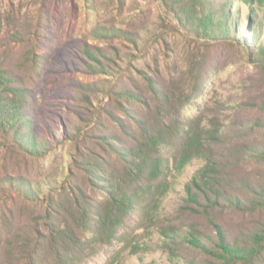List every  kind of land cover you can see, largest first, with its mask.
Here are the masks:
<instances>
[{
  "label": "rangeland",
  "instance_id": "1",
  "mask_svg": "<svg viewBox=\"0 0 264 264\" xmlns=\"http://www.w3.org/2000/svg\"><path fill=\"white\" fill-rule=\"evenodd\" d=\"M176 1L0 0V65L10 66L20 87L31 92L27 116L16 125L27 135V150L16 145L12 131L0 130V141H10L0 149V189L19 200L14 207L15 235L29 231L31 216L44 213L23 199L19 186L10 190L6 185L19 176L24 188L40 193L49 205L53 199L68 203V192L74 191L78 201L82 194L88 207L92 205L85 209V218H95L106 200L105 177L124 179V161L115 152L140 133L132 117L181 135L217 120L229 123L247 117L222 107L223 101L241 98L255 99L264 117V70L247 56L245 39L252 42L254 24L249 30L244 0H195L196 11L188 8L186 19ZM252 6L253 23H264V0ZM223 7L230 13L226 23H221L224 17L228 20ZM235 24L237 33L226 36V26ZM115 28L132 35L116 37ZM87 46L100 63L85 52ZM87 64L97 69L93 72ZM149 78L156 83L155 91L148 86ZM121 91L139 95L141 102L126 101ZM153 93L160 104L152 101ZM160 119H166L164 125ZM178 139L165 143L161 152L166 157L178 151L182 136ZM201 165L202 160L194 159L181 172L174 171L164 200L166 220L175 218L168 213ZM54 209L61 221L68 218L59 206ZM141 215L142 210H135L112 240L83 235L82 250L75 248L69 257L45 251L42 264H165L161 242ZM18 248L6 250L21 258ZM3 250L1 261L7 259Z\"/></svg>",
  "mask_w": 264,
  "mask_h": 264
},
{
  "label": "trees",
  "instance_id": "2",
  "mask_svg": "<svg viewBox=\"0 0 264 264\" xmlns=\"http://www.w3.org/2000/svg\"><path fill=\"white\" fill-rule=\"evenodd\" d=\"M192 1L195 4V0ZM176 2L179 4L178 13L185 19L188 8L196 11L198 6L190 0ZM255 2L244 0L250 11L249 30L254 24L252 42L245 39V44L250 62L259 63L264 70V46H261L264 42V23H253L252 4ZM205 8L203 4L202 10ZM223 13L228 20L224 17L221 23L229 22L230 13L225 7ZM210 16H213L212 11ZM237 29L236 24L232 27L227 25L226 36L235 31L237 33ZM114 31L116 37L132 35L123 29L115 28ZM87 47L89 49L85 52L100 63L95 51ZM250 51L255 57L250 55ZM87 65L93 72L97 69L96 65ZM150 78L148 86L155 91L156 83ZM19 82L10 66L0 65V130L4 134L12 131L16 145L25 149L23 142L27 140V135L16 125L27 116L31 92L20 87ZM153 95V100H150L160 104L158 95ZM121 98L128 102H141L139 95L129 91H121ZM146 103L149 104L148 100ZM222 107L235 115L247 114V117L232 119L229 123L217 120V124L204 125L197 130L190 128L181 135L162 130L153 121L132 117L140 133L138 137H129L130 145L115 152L124 161V179L112 181V177H105L102 194L106 200L94 219L85 218V209L92 208V205L88 207L82 194L83 201H78L76 193L71 191L66 195L68 203L56 202L52 198V205H49L40 193L24 188L26 185L21 176L9 180L6 185L10 190L19 186L23 199L44 210V213L31 216L29 231L15 235L14 207L19 200L2 187L0 254H5L3 249L6 250L7 246L16 245L21 258L6 250L8 256L5 261L8 264L20 261L42 264L45 262V251L58 258L61 254L65 256L60 257H69L75 248L82 250L83 235L95 234L112 240L118 227L139 208L142 210L141 221L144 225L147 222L152 224L161 242L160 248L167 255L165 264H264V117L259 115L263 110L253 98L223 101ZM250 113L257 116L248 117ZM165 121L160 119V125H164ZM181 136L178 151L166 157L161 152L165 143L175 137L180 140ZM9 142L7 137L5 141H0V149L7 147ZM32 147L30 150L35 151V146ZM194 159L202 160V165L185 184L173 211L168 213L171 216L175 214V218L166 220L164 200L171 189L174 171L181 172ZM99 170L105 173L103 169ZM57 206L69 213L66 220L61 221L55 215L54 208ZM58 221L67 225L60 226ZM84 229L89 231L84 232ZM5 261L0 258V264Z\"/></svg>",
  "mask_w": 264,
  "mask_h": 264
}]
</instances>
